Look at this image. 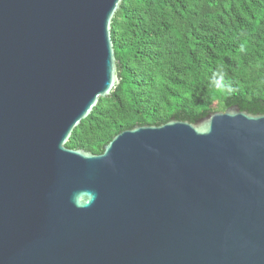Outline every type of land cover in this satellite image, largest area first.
<instances>
[{
  "label": "water",
  "instance_id": "obj_1",
  "mask_svg": "<svg viewBox=\"0 0 264 264\" xmlns=\"http://www.w3.org/2000/svg\"><path fill=\"white\" fill-rule=\"evenodd\" d=\"M124 0H0V264H264V114L67 147L120 84Z\"/></svg>",
  "mask_w": 264,
  "mask_h": 264
},
{
  "label": "trees",
  "instance_id": "obj_2",
  "mask_svg": "<svg viewBox=\"0 0 264 264\" xmlns=\"http://www.w3.org/2000/svg\"><path fill=\"white\" fill-rule=\"evenodd\" d=\"M120 84L67 147L102 154L118 134L198 123L237 106L264 114V0H124L112 22ZM223 70L230 92L210 86Z\"/></svg>",
  "mask_w": 264,
  "mask_h": 264
},
{
  "label": "clouds",
  "instance_id": "obj_3",
  "mask_svg": "<svg viewBox=\"0 0 264 264\" xmlns=\"http://www.w3.org/2000/svg\"><path fill=\"white\" fill-rule=\"evenodd\" d=\"M210 86L214 88L216 91L222 93L231 91V87L226 81L225 73L223 72L222 69L218 70L213 74V76L210 79Z\"/></svg>",
  "mask_w": 264,
  "mask_h": 264
}]
</instances>
